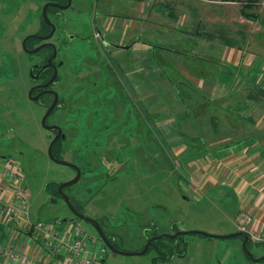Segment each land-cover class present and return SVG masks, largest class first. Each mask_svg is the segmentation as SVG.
<instances>
[{
	"label": "rangeland",
	"instance_id": "rangeland-1",
	"mask_svg": "<svg viewBox=\"0 0 264 264\" xmlns=\"http://www.w3.org/2000/svg\"><path fill=\"white\" fill-rule=\"evenodd\" d=\"M98 2L73 0L74 10L68 11L66 16L71 22L69 32L76 34L77 38L69 40L60 29L51 39L59 46L58 57L65 59L55 88L59 90L66 109L56 110L46 121L60 124L66 133V139H61L56 147L57 156L74 162L81 169L80 178L66 186L65 193L83 214L102 223L119 249L131 252L113 254L101 240L105 251L98 264H250L236 248L238 239L222 241L197 232H229L236 225L246 227L249 224L245 221L247 216L255 219L250 210L245 211V218L241 217L244 203L248 204L246 192L252 195L255 190L252 174H242L241 171L237 175H227L219 170L214 176L211 169L218 168L219 160L225 156L240 152L238 148L241 146L236 141H251L259 135V130L255 123H251L246 127L241 124L231 132L228 120L237 118L238 113L228 116L224 111L222 105L227 97L220 96L215 101L208 97L209 102H206L205 97L196 96L184 88L186 90L176 91L185 93L184 103H180L175 102L173 94L174 88L180 87L179 83L197 81L183 67L194 76L211 74L218 78L227 72L229 63L223 61L220 49L212 42L206 49L199 45L193 47L197 39L186 33L190 30L188 26L176 33H144L139 35L141 40L160 46V55L165 61L170 60L178 73L175 69L160 70L151 62L150 73L146 76V67L141 66L146 53L142 54V45L133 41L134 45L127 54L133 55L134 60L135 56L140 57L139 73L133 72L128 83L121 82L119 88L111 87L109 82L112 80L97 77L96 61L99 56L104 61L97 48V30L92 27L93 18L89 11L80 9H100ZM112 2L114 4L115 0ZM182 2L197 4L198 9L214 7L208 1ZM117 3V9H110L111 14L120 17L119 23H124L128 21L124 20L126 7L132 8L133 2L117 0ZM42 6L41 0H0V199L6 202L10 194L15 198L19 191H24L31 221L76 219L89 235L98 237L96 229L77 218L60 195L46 192L47 183L67 181L75 175V169L49 158L47 147L51 132L40 123L44 106L27 95L32 82L30 64L40 55L25 51L22 39L41 30ZM231 10L236 15L234 19L238 20V6ZM128 11L139 16L137 9ZM99 19V28L107 30L108 36L120 35L121 26H115L118 32H111L109 19L105 16ZM211 32L218 41L222 32ZM122 37L128 42L133 40L129 33ZM88 39H91L89 43ZM147 46L144 44V50ZM162 48L173 49L179 54L175 59L171 51ZM114 53L118 61L125 64L126 53L118 50ZM195 58H199L198 62L191 64ZM212 60L214 66L210 71L205 62ZM259 70L261 72L254 82L263 88L264 79L260 77H264V68L256 73ZM115 92L118 95L112 97ZM236 97L232 96L230 102L234 103ZM242 97H239L240 102ZM248 97L256 106L245 108L246 118L250 116L252 121L258 119L264 124V91ZM191 103L198 105L196 120L190 117L188 105ZM210 115L219 122L214 130L205 126V118ZM198 132L200 136L208 135L209 143L198 144L193 138V135L199 136ZM253 146L248 143L246 151H252ZM204 150L208 151L207 155ZM197 152L198 165L203 170L201 174L195 172L193 165H188V159ZM245 161L240 160V163ZM206 172L212 174L207 177L209 183L197 189L195 175L204 176ZM223 182L225 185L230 182L235 193L230 190L229 194L227 187L220 186L208 188L207 194L204 193L210 183L219 185ZM252 200L253 197L249 198L250 205ZM224 204L232 208L238 205L236 220L232 221L218 208ZM176 228L197 231L185 234L187 248L183 257L173 256V242L168 236H157L172 234ZM154 236L147 251L139 253L147 240ZM251 242V250L263 255L264 240L251 239ZM255 264H264V261Z\"/></svg>",
	"mask_w": 264,
	"mask_h": 264
},
{
	"label": "crops",
	"instance_id": "crops-1",
	"mask_svg": "<svg viewBox=\"0 0 264 264\" xmlns=\"http://www.w3.org/2000/svg\"><path fill=\"white\" fill-rule=\"evenodd\" d=\"M131 1L133 2V10L137 9L139 16H135L132 12L128 11L129 9L132 10V8L127 6V15L124 20L128 21L124 23H119L120 17L117 15L113 16L110 11L112 7L117 9V0H115L114 4L112 0H99L97 4L100 7V9H98L102 12V16L109 19L107 22H110L113 26L118 27L124 25V28L128 30L130 38L133 39H131L132 42L130 43L131 49L134 45L133 41L135 43L138 42L137 44L142 45V54L146 53L147 55L149 47L147 46L144 50L143 46L145 43L149 42L144 39L141 40L139 35L143 36L144 33L182 32L184 31L181 29L183 26H188L190 30H187L186 33L193 35V37L197 39V41L194 42L193 47L199 45L200 47L206 49L211 47L209 43L212 42L217 49H220L219 51L223 56V61L229 63V69L226 73L218 76V78H216V75L213 76L211 74L194 76L189 69L185 67L183 68L197 80L194 82L191 78H188L192 81L190 82L193 85V90L199 96L205 97L208 101V97L212 98L211 101H215L214 99H217L220 96L227 97L226 102L222 105V108H224V111L228 114V116H232L233 112H237L238 115L239 112H246L245 108H247L248 105L245 104V102H240L239 97H252L253 94L255 95V93H258L259 91H264V88L254 82L256 71L260 68H264V5L260 2V0H201L211 2L214 7H202L200 9L196 7L197 4L187 5L185 2H182V0ZM107 4H110V7H107ZM120 6L124 8V5ZM234 6H238V20L234 19V16L236 15H234L231 10ZM215 8H217L215 12H212ZM110 14L112 15V18L109 17ZM211 31L222 32L221 35L218 36V41H215L216 37ZM136 34H138V36H136ZM172 53L174 57H177L179 54L177 51ZM132 60L134 61L133 63H138L140 57L135 56L134 60V56L132 55ZM141 60H143V63L145 62L149 68L150 61L148 59L144 61V58ZM195 60L192 61L191 64L198 62L199 58H195ZM177 63L179 62L177 61ZM205 64L209 66L210 71H213V60L205 62ZM183 76L186 77L185 74ZM232 96H237L234 103L230 102L232 100ZM252 104L256 106L254 101ZM193 108L194 107H191V110ZM195 111L197 112V110ZM238 115L237 118L228 120L231 132H233L234 128L240 127L241 124H243V127H246L247 125V122L238 117ZM210 117L211 116H209V118H205L204 122L207 129L211 128L213 130L215 126ZM195 118L193 120H196ZM262 122L263 121H259L258 119H255V122H253L255 123V127L259 130V135L257 137L254 136L251 141L245 140L236 142L241 146V148H238L240 149L238 150L240 152L234 153L236 152L234 151L232 154L225 156L219 160L220 165L218 168L214 166V168L211 169L214 176L216 174L215 171L217 172L219 170L226 172L227 175H237L241 171L242 174H246L247 172L252 174V179H254L252 184L255 190L252 195H250L248 191L246 192L245 198H247L248 204L246 205V203H244L242 213L250 210L255 217V226H261L262 224L264 226V124ZM206 133L208 134L209 132ZM193 137L198 138L199 136L193 135ZM201 137L203 142L209 143L208 135H201ZM242 140H244V137H242ZM248 143L254 145L252 151H246ZM178 152L182 153L180 151ZM184 156L185 155H183V158H185ZM197 157L198 152L194 154L193 157L188 159V165H193L195 172L200 173L203 172V170L198 165L199 163L197 161ZM240 160L247 161L240 163ZM200 174L195 175V186L197 189L200 186L208 184L209 180H207V177L212 175L210 172H206L204 176L203 174L198 176ZM214 186L227 187L229 194L230 190L233 192L232 194L235 193V190L230 182L228 185H225L224 182L219 185L218 183H210V185L205 188L204 193L207 194V189ZM221 190L223 189H220V191ZM224 195H226V193ZM251 197H253V200L250 205L251 201H249V198ZM223 202L225 203L226 200L224 199ZM218 208L226 212L227 215L232 218V221L236 220L238 205L232 208L229 204H224L222 207L218 206ZM236 222L235 224H238ZM3 228V225L0 223V238L6 239ZM1 259L4 261L5 258L1 257Z\"/></svg>",
	"mask_w": 264,
	"mask_h": 264
},
{
	"label": "built area",
	"instance_id": "built-area-1",
	"mask_svg": "<svg viewBox=\"0 0 264 264\" xmlns=\"http://www.w3.org/2000/svg\"><path fill=\"white\" fill-rule=\"evenodd\" d=\"M245 221L249 224L239 228L252 240H264L263 224L255 226L251 216ZM0 223L6 238H0V264H98L105 251L102 239L89 235L76 219L31 221L24 191L15 198L10 194L6 202L0 199Z\"/></svg>",
	"mask_w": 264,
	"mask_h": 264
},
{
	"label": "flooded vegetation",
	"instance_id": "flooded-vegetation-1",
	"mask_svg": "<svg viewBox=\"0 0 264 264\" xmlns=\"http://www.w3.org/2000/svg\"><path fill=\"white\" fill-rule=\"evenodd\" d=\"M46 2L58 3L59 5L62 6V5L67 3V0L46 1ZM46 2H44V3H46ZM72 2H73V0H71L70 5L68 7H66V8H61L60 6L51 5V4L46 7V14H47L48 18L51 20V22L55 25L54 33L57 30L62 29L64 35L69 40L77 38L76 34H74L72 32H69L68 28L71 27V22H68V18L66 16V13L68 11L74 10V8L72 7ZM48 7H52V8H54V10H50L48 12ZM80 9L89 11V14L93 18V19H91L92 27L97 30V35H98V39H97V42H96L97 43V48H98V52L101 54V57L104 59V61H102V59H100V56H99V60L97 59L98 61H96V64H98V67H96V69L97 70L98 69L101 70L102 69L101 65L103 63L106 64V66L104 67L105 69L107 67H109V69H110V66L111 67L112 66L113 67L116 66L117 62H116V57H115L116 55H114L115 54L114 52H115V50H118V51L126 53V57H125L126 62H125V64H123V62L118 63V64L122 65L120 67V69L122 71L123 68H126L127 65L132 61V55L129 56L127 54L128 51L131 49L130 48L131 47V45H130L131 42H128L126 39H123V37H122V36H126L127 37L128 30L124 28V25H122L120 27L121 28L120 29V35L118 33H116V36H114V37H112L110 35L108 36L107 32H106L107 30L104 31L103 29L101 30L99 28L98 21L100 20L99 17L102 16V12L98 8H96V9H94V8L88 9V8L83 7V8H80ZM41 16H42L43 21L49 27V30L47 32H45V33H39V31L36 32L35 34H37L39 36H43V35L47 34L50 31V29H51V26L43 18L42 10H41ZM109 17L112 18V15L110 14ZM109 31L118 32L117 27L113 26L112 24L110 26V30ZM54 33H53V35H54ZM53 35L50 38H48V39H44V38H40V37H30V38H28L26 40V47L29 48V49L35 48V47L39 46L42 43H46V42L53 43L55 45V48H56V55H55L54 58H52V63L57 65V63L60 60L62 61V64L57 66V74L54 77V79L52 80V82L50 84L46 85V86H42V84L46 83L51 78V76L53 74V71H54L53 66L51 64L49 66H46V67L42 68V65L47 62V59L52 55L54 49L49 43H47V44H44L42 47H40L38 50H36L34 52H28L30 54H34L35 56H39L40 55V57L37 60H33V62L30 64V68L32 67V73H30V78H31L32 82H31L30 87L39 85V86H37L36 88L33 89L32 95H37L41 91L47 90V89L57 92V100H56L55 106L53 107L51 112L48 114L47 119L52 114H54V112H56V110H60V109L64 110V109H66V105L61 101V95L59 93V90L57 88H55V86L57 85V83L59 81V74L61 72V68L65 65V59L58 57V53H59L58 47L59 46L57 47V45L51 40L53 38ZM126 37H124V38H126ZM31 38H35L37 41L32 46H28L27 45V41H29ZM86 41L89 43L91 41V39H88ZM29 88H28V90H29ZM54 98H55V95L51 91V92L42 93L40 96H38L37 99H35L33 101H36V102L40 103V105L44 106V112H45L46 109L48 108V106L53 102ZM47 119H46V121H47ZM48 124L59 125L61 127V129H62L61 130L62 133L65 134V136L63 138L61 137V135H60L59 138H61V139H65L66 138V133L63 131V127L60 124H58L56 122H53V123L51 122V123H48ZM49 131L51 132V138H50V140H51L52 137L56 134L57 130L55 128H53V129H50ZM58 186H59V184H58ZM58 186H57V189H58ZM64 189H65V187L63 188V191H64ZM57 192H58V190H57ZM58 195H59V193H58ZM98 222L100 223V225H101V227L103 229V232L105 233V235L108 238V240L114 246L117 247V245H116V243L114 241L115 240L114 237L109 235L108 231H106V229L104 228V226L102 225V223L100 221H98ZM175 230L178 231L177 228ZM175 230H174V233L176 232ZM240 231H242V230L239 229L238 226H236L233 230H231L229 232H221V233L213 234V233L199 231V232H197V234L203 235V236H207V237H214L217 240H222V241L230 240V239L231 240L238 239L239 240L238 244H237L238 246L236 248L241 253V255H242V257L244 258L245 261L247 260L250 264H255L257 262L264 261V257L261 258V259H257V258L263 256L264 254L263 255L262 254H255L251 250V248H250L251 245L250 244H252V242H251V238L248 235H247V237H248L247 240H245V247L250 253L246 252V250L243 247L244 236L240 233ZM232 232H239V233L236 234V235H233V236H228L229 233H232ZM169 238L173 242L172 243V247H171V251L173 252V256L183 257L184 255H182V253L184 251L186 252V248H187V243L185 241V234H179V235H176L174 237H169Z\"/></svg>",
	"mask_w": 264,
	"mask_h": 264
},
{
	"label": "water",
	"instance_id": "water-1",
	"mask_svg": "<svg viewBox=\"0 0 264 264\" xmlns=\"http://www.w3.org/2000/svg\"><path fill=\"white\" fill-rule=\"evenodd\" d=\"M70 2H71V0H67V3L64 4V5H62V6L59 5L58 3H52V2H46V3H44L43 6H42V14H43V18H44V20H45V21L51 26L50 31H49L47 34L43 35V36H39V35H37V34H35V33H31V34L26 35V36L22 39V47H23V49H24L25 51H27V52H34V51L38 50L40 47H42L44 44H47V43H49V44L53 47V49H54L52 55L47 59V62H46L45 64L42 65V68H44V67L49 66V65L51 64V65L53 66L54 71H53V74H52L51 78H50L46 83L42 84V86H46V85H48V84H50V83L52 82V80L54 79V77H55L56 74H57V66L61 65V64H62V61L60 60V61L57 63V65H55V64L52 63V58H54L55 55H56V48H55V45H54L53 43H51V42H46V43H42V44H40L39 46H37V47H35V48L29 49V48L26 47V40H27L28 38H30V37H40V38H44V39H48V38H50V37L53 35L54 31H55V25L51 22V20L48 18L47 14H46V7H47L48 5L51 4V5L60 6L61 8H66V7H68V6L70 5ZM128 46H129V45H128ZM128 46H127V47H128ZM30 73H32V67L30 68ZM37 86H39V85H37ZM37 86H32V87H30L29 90H28V92H27V95H28V97H29L31 100H35V99H37L38 96H40V95H41L42 93H44V92H51V91H52V92L54 93V95H55V98H54L53 102L48 106V108H47L46 111L43 113V115H42V117H41V120H40V123H41V125H42L44 128H46V129H48V130L55 128V129L57 130L56 134L52 137V139L50 140V142H49V144H48V147H47V154H48L49 158H50L51 160H53L54 162H57V163L62 164V165L71 166V167H73V168L75 169V175H74L71 179L59 183V186H58V189H57L59 195L62 197V199L65 201L66 205L68 206V208L72 211V213H73L77 218H80V219H82V220H84V221H87L89 224H91V225L96 229V231H97V233H98V236L102 239V241L105 243V245L107 246V248H108L113 254H117V253H121V254H131V252L124 251V250L119 249L118 247L114 246V245L108 240V238L106 237V235H105V233L103 232V229H102L100 223H99L96 219H94V218H92V217H89V216L83 214L81 211H79V210L74 206V204L72 203V201H71V199L69 198V196L63 191V188H64V187L69 186V185H71V184H74L75 182L78 181V179H79L80 176H81V169H80L79 166H78L77 164H75L74 162H71V161H69V160L61 159V158L55 156V154L53 153V145H54V143L58 140V138L60 137V135H61L62 138L65 136V134L62 133V131H61L62 129H61V127H60L59 125H56V124L51 125V124H48V123L46 122V119H47L48 114L51 112V110H52L53 107L55 106V103H56V100H57V92H56V91H53V90H49V89H47V90H43V91H41V92L38 93L37 95H32V91H33V89L36 88ZM61 133H62V134H61ZM189 232H197V231H193V230L189 231V230L181 229V230H178V231H176L175 233H172V234L162 233V234H159V235H157V236H169V237H174V236H176V235H179V234H186V233H189ZM238 233H239V232H232V233H229L228 236H233V235H236V234H238ZM240 233L244 236L243 247H244V249L246 250L247 253H250V252L246 249V247H245V240H247V238H248V237H247V233L244 232V231H240ZM154 238H155V236H154V237H150V238L147 240V243L144 245V247H143L141 250H139L138 252H139V253H143V252L147 251L149 245L151 244V242L153 241ZM182 255H185V251L182 253ZM263 257H264V255L261 256V257H259V258H257V259H261V258H263Z\"/></svg>",
	"mask_w": 264,
	"mask_h": 264
},
{
	"label": "trees",
	"instance_id": "trees-1",
	"mask_svg": "<svg viewBox=\"0 0 264 264\" xmlns=\"http://www.w3.org/2000/svg\"><path fill=\"white\" fill-rule=\"evenodd\" d=\"M43 3L44 2H46V1H61V0H41ZM50 10H54V8H52V7H48V12L50 11ZM41 22H42V28H41V30L39 31V33H45V32H47L48 30H49V27L46 25V23L43 21V19H42V16H41ZM37 40L35 39V38H31L29 41H27V45L28 46H32L35 42H36ZM144 42V41H143ZM145 43V42H144ZM146 45H148V54L146 55V56H144L143 58H144V61H146L147 59L150 61V63L151 62H154L155 63V65L156 66H158L159 68H160V70H162V69H175V67L173 66V64L170 62V60H168V61H165L164 60V58H163V56L162 55H160V52H159V49L161 48L160 46H158V45H155V44H153V43H145ZM152 47V48H151ZM162 49H164V50H169V51H171V52H174L175 50H173V49H169V48H162ZM150 55V56H149ZM174 57V56H173ZM175 58V57H174ZM176 59V58H175ZM174 61V60H173ZM116 66H110V69H109V67H107L106 69L104 68L105 66H106V64L105 63H103L101 66H102V69L100 70V69H98V73H97V77H99L100 79L101 78H103L104 77V79L107 81V80H112V82H109V83H111V87H115V88H119V85H120V83L121 82H123V81H125V84L126 83H128V81H129V79L131 78V76H132V73L133 72H136V73H139V70H138V66H139V64H140V62H135V63H133L134 61L132 60L128 65H127V67L126 68H123V70L121 71V69H120V67L122 66V65H120V64H118V63H120V61H118V59L116 58ZM145 63V62H144ZM142 68L144 69L145 67V70H146V72H145V75L147 76L148 75V73H150V65H149V68H148V66H147V64L145 63V66L143 65V60H142ZM97 71V70H96ZM175 71L178 73V71L175 69ZM260 70L256 73V77H254V79L255 78H258V75L260 74ZM131 75V76H130ZM164 76H166V74L164 73ZM261 78V80L262 79H264V77L263 76H261L260 77ZM260 80V81H261ZM260 81H258V82H260ZM182 82V81H181ZM261 83V82H260ZM182 84V85H181ZM185 85H187V86H189V87H186ZM110 86V85H109ZM179 88L178 87H175L174 88V92H173V94H174V96L176 97V100H175V102H182V103H184V94L182 93H177L176 91L178 90V91H180V89L181 90H186V89H184V88H188L189 89V92H193V93H195V91L193 90V85L191 84V82L190 81H187V84L185 83V84H183V83H179ZM263 86V85H262ZM122 88V87H121ZM177 88V89H176ZM263 88H264V86H263ZM115 90V89H114ZM122 90V89H121ZM107 94V93H106ZM114 95L112 96V97H114L116 94H117V92H115V93H113ZM118 95V94H117ZM195 95L196 96H198V94L197 93H195ZM201 97V96H200ZM109 98H111V97H109ZM202 98V97H201ZM206 102H209L208 100H206ZM241 102H245V104H247L248 105V107H247V109H252V107L254 106L253 104H252V100H249V97L248 96H243L242 97V99H241ZM251 102V103H250ZM187 106V105H186ZM198 105L197 104H194V103H191L190 105H188V109H189V112H190V117L191 118H193L194 119V117H196V107H197ZM191 107H194L192 110H191ZM187 109V108H186ZM246 112H244V113H242V115H240V113H239V115H238V117H240L242 120H245L246 122H247V125H249V124H251V123H253V122H255V119L252 121L251 119H250V116H248V118H246V114H245ZM211 117V120L213 121V124H214V128H213V130L215 129V128H217L218 126H219V122L215 119V117L213 116V115H210ZM206 118H209V116H207ZM254 124V123H253ZM199 133V132H198ZM184 136H186V135H184ZM183 138V137H182ZM193 138H195V137H193ZM66 139V138H65ZM65 139H62V140H65ZM60 140H61V138H59L55 143H54V145H53V153L55 154V156H57L58 155V153H57V151H56V147L58 146V144L60 143ZM195 140H196V142L199 144H204L205 142H203V140H202V137L200 136V133H199V137L198 138H195ZM245 141V140H244ZM181 142V141H180ZM236 142H238V141H236ZM205 144H207V143H205ZM205 152H204V154H206L207 155V153H208V151L206 152V150H204ZM58 157V156H57ZM55 184V185H54ZM58 184H59V182H55V183H53V182H50V183H47L46 184V192L47 193H51V191H53V194H55V195H58V192H57V186H58ZM53 186V187H52ZM71 199V198H70ZM71 201H72V199H71ZM73 203V202H72ZM74 204V203H73ZM74 206L79 210V211H81V209H80V207L78 206V205H76V204H74ZM154 244V243H153Z\"/></svg>",
	"mask_w": 264,
	"mask_h": 264
}]
</instances>
